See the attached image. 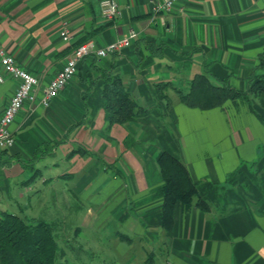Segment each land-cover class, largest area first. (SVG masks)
Listing matches in <instances>:
<instances>
[{"label":"crops","instance_id":"crops-1","mask_svg":"<svg viewBox=\"0 0 264 264\" xmlns=\"http://www.w3.org/2000/svg\"><path fill=\"white\" fill-rule=\"evenodd\" d=\"M115 1L118 16L106 21L99 0H0V46L39 77L41 88L75 46L137 34L120 54L84 58L46 107L23 105L9 126L14 144L0 153V200L31 201L60 184L62 206L74 201V236L104 238L94 264H264V93L251 99L263 123L242 102L203 111L178 96L205 70L212 82L225 80L238 91L252 75H264V0H177L162 21L149 0ZM63 21L69 43L58 34ZM105 73L119 77L141 109L124 125L104 119ZM16 87L10 77L0 84V114ZM43 144L54 147L29 180L21 162ZM75 149L83 154L66 158ZM161 152L183 163L210 206H176L170 235L160 227ZM63 212L56 214L63 219ZM65 252L69 263L82 262Z\"/></svg>","mask_w":264,"mask_h":264},{"label":"trees","instance_id":"trees-1","mask_svg":"<svg viewBox=\"0 0 264 264\" xmlns=\"http://www.w3.org/2000/svg\"><path fill=\"white\" fill-rule=\"evenodd\" d=\"M259 62V66H264V53L259 55ZM102 78L104 119L109 125H124L141 113V109L129 97L119 77L105 73ZM262 93L264 75H252L246 90L238 91L225 80L212 82L205 70L203 73L195 74L187 92L179 91L178 96L182 105L203 111L222 108L228 101L242 102L247 104L250 112L263 123L251 106V97L255 98ZM53 147L43 144L36 149L32 159L21 162L23 169L30 172L29 180L34 179L39 173L38 169H34L36 161L51 153ZM76 153L83 154L81 150L75 149L69 156L72 157ZM156 164L162 179L160 227L166 235H170L176 206L180 205L185 210L196 207L203 212L209 211L210 206L198 194L197 183L191 179L180 160L167 152H161L156 158ZM59 227L53 220L1 212L0 264H72L67 261L65 252V248H70L69 241L64 239ZM74 233L75 231L72 232L73 236ZM118 237L127 239L121 235Z\"/></svg>","mask_w":264,"mask_h":264},{"label":"built area","instance_id":"built-area-1","mask_svg":"<svg viewBox=\"0 0 264 264\" xmlns=\"http://www.w3.org/2000/svg\"><path fill=\"white\" fill-rule=\"evenodd\" d=\"M176 1L149 0L150 12L155 16H160L162 21V16L171 11ZM99 8L101 17L106 21H113L118 16V5L115 0H99ZM58 34L63 42H70L67 22H61ZM136 37L137 34L134 31H129L121 38L102 47H96L91 40L75 46L65 59L61 69L44 88H41L39 77L20 67L15 59L0 46V84L6 77L17 82V87L8 105L0 114V153L8 150L14 144V136L10 132L9 126L24 104L37 103L41 107H46L76 75L78 65L84 58L88 56L105 58L120 54L132 44Z\"/></svg>","mask_w":264,"mask_h":264},{"label":"rangeland","instance_id":"rangeland-1","mask_svg":"<svg viewBox=\"0 0 264 264\" xmlns=\"http://www.w3.org/2000/svg\"><path fill=\"white\" fill-rule=\"evenodd\" d=\"M255 98L251 97V99H255ZM69 154L67 155L66 158L70 157ZM37 185H39L38 188L41 190L42 185L40 183H37ZM59 185L55 183L47 185L46 187H44L43 191L41 192L39 191V194H37V196L34 197L33 200L30 199L31 201H29L27 197L24 198L19 197V199L17 200L19 204L12 202L8 203V200L6 199L0 200V213L3 211H7L10 213L11 212L17 213L20 216L23 214L28 216L27 214H25L26 213L25 211L27 210L29 214L28 217L34 215L43 218L45 217L46 213L49 217L53 216L52 219L57 223L58 227L60 226L59 229H61L64 239H67L69 241L68 244L70 245V248L69 247H68L69 249L65 248L67 249V252H71L68 253L69 260H73L72 256L73 257L79 256L81 257L80 259L82 261L80 262V264H94L92 262H95L94 259H96L97 261L96 256L102 255V248L104 246V243L101 242H103L104 238H101L102 239L101 240L100 237H97L96 235H92V233L90 234L85 233L84 231H82L81 234H79L78 236L72 235V232L74 230V225H76V223L77 225H79L78 220L77 222L76 220L75 221L73 220V216L75 214V213L73 214V212L75 211V205L73 203L74 201L71 200V202H69L67 200L69 198L65 197L67 198L66 200L68 201V206L65 207L62 206L64 199H62L63 198L61 196L62 193H60L59 195L58 188L60 189L61 187V185L60 186ZM35 192L36 190L34 191V193ZM62 195L64 196V194ZM48 206L50 208L49 212H47ZM29 208L31 209L32 212L33 211L34 212L31 213ZM57 210L62 212L64 211L63 219L60 215L56 214V212H58ZM83 224L86 227H88L89 225L87 221H84ZM81 248H83V250H85L87 253L85 254L80 253Z\"/></svg>","mask_w":264,"mask_h":264}]
</instances>
